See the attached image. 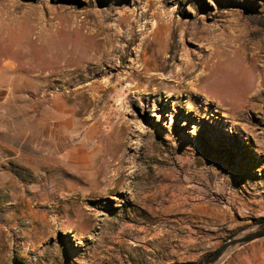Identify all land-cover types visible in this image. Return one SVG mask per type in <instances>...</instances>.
Instances as JSON below:
<instances>
[{"label": "rangeland", "instance_id": "obj_1", "mask_svg": "<svg viewBox=\"0 0 264 264\" xmlns=\"http://www.w3.org/2000/svg\"><path fill=\"white\" fill-rule=\"evenodd\" d=\"M155 31L204 97L142 90ZM262 66L264 0H0V264H201L264 219Z\"/></svg>", "mask_w": 264, "mask_h": 264}, {"label": "bare ground", "instance_id": "obj_2", "mask_svg": "<svg viewBox=\"0 0 264 264\" xmlns=\"http://www.w3.org/2000/svg\"><path fill=\"white\" fill-rule=\"evenodd\" d=\"M187 24H184L186 26L184 30L188 29ZM189 29V32L193 34L201 33L203 30L200 27H194V30ZM156 34L157 32L155 31L150 39L142 41L136 57L139 65L137 69L135 68L134 76L146 83L145 88L142 90L149 88L153 93H158L161 89H164L163 92L170 95L189 90L204 97L196 90V87L200 86L204 79L210 76L211 72L206 71V66L201 67L197 72L198 63L193 64L192 59L190 60L187 53L182 51L178 45L171 54L165 55V49L161 41L156 39ZM176 61L179 63V68L177 69L174 68ZM262 70L264 72V66H262ZM260 76L261 80L251 92L250 98L257 97V94L263 91L264 73ZM132 88L141 91V89H138L137 84L133 85Z\"/></svg>", "mask_w": 264, "mask_h": 264}, {"label": "water", "instance_id": "obj_3", "mask_svg": "<svg viewBox=\"0 0 264 264\" xmlns=\"http://www.w3.org/2000/svg\"><path fill=\"white\" fill-rule=\"evenodd\" d=\"M262 238H264V219L233 233L215 250L206 255L201 264H220L236 249Z\"/></svg>", "mask_w": 264, "mask_h": 264}]
</instances>
